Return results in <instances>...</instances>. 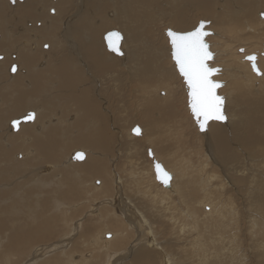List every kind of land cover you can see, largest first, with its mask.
I'll list each match as a JSON object with an SVG mask.
<instances>
[{"label":"rangeland","instance_id":"1","mask_svg":"<svg viewBox=\"0 0 264 264\" xmlns=\"http://www.w3.org/2000/svg\"><path fill=\"white\" fill-rule=\"evenodd\" d=\"M74 1H78L83 7H80V9L73 11ZM93 1L94 0H66L65 4H59L57 6V9L60 11V15L62 16V18L67 17L66 16L67 12H70L68 13L70 15L75 14V18H79L82 12L88 9L90 11L92 9L93 4L95 3ZM179 1L181 0H118L117 3L119 4V11H118L119 25L116 22H111V21H109L107 25H102V19L106 17L105 10L103 9L92 12L90 14L91 16L89 19H82L80 21L81 25H85L86 28L88 27L85 31L93 39V43L91 45L86 43L84 45L87 47V50L95 47L94 50L96 54L95 63H97L98 65L97 64L93 65L94 75L99 76L102 79H105L104 77L106 76V72L108 74H117V76L112 77V79L109 78L105 79L102 87L103 88L110 87V88L108 89L105 88L104 93L99 94L101 95L100 98L99 97L96 98L97 101L100 100L102 104L104 102L103 108L105 107L106 111L109 112V114H105L106 116L105 118L107 119V122L105 123L107 126V133L110 141L109 142L110 150L99 153L92 152V154L98 157V159H102L98 165L99 168L104 167L107 170L105 171V173L97 171L95 175H88L85 171L80 169L79 170L80 178L84 181L91 180L90 187L94 186V184H92V181L94 179H99L103 182L104 188H102V190H113V193L109 198H113L115 193H117V195L120 196L121 198L127 199V201L124 202L126 210L125 212H123V215L124 214L127 215L128 216L127 218L131 220L130 221L128 219L130 222L133 223L131 216L133 212L135 213V210L132 207V205H135L134 202L136 203L137 207H139L140 211L143 212V216L145 217H142L143 219L141 218L142 221L139 220V224L137 223V225L133 223L135 224L134 227L136 226L137 228H133L129 225L127 226L128 231H130L129 233L130 236L129 235L123 236L125 239L123 242L129 240V242L125 246L126 248H129L135 244L134 240L136 239L137 234L141 232V234L144 235V233L150 232V234L153 235L152 241L156 247L153 246L148 250L160 252L159 248H161L162 245H165V243L167 244L169 242L170 244L172 243L171 244L172 249L169 248V251L168 250L167 251L169 252V254L170 253L172 254V258L177 262V263L175 262V264H228V263L264 264V230H263L264 215L262 213L260 214V212L258 211V205H255L253 203V207L257 208L258 217H256L257 216L256 214L254 215L256 218V219L254 218L255 220H253V217L249 218V214L247 213L249 208H251L249 207L250 205V202H248L249 200L246 197H245L246 199L244 198L243 193L237 192L235 190H231L227 182L224 183V188H222L221 186V188L219 189L220 192H224L226 194V198H228V200H227V207H225V205H223V202H221L220 207H218L217 209L219 211V212L217 211V214L221 215L220 220L223 218V220H221L220 223H218L222 227L220 225L217 226L218 225L217 224L215 225L217 227L214 228L216 229L219 227L221 233V236L217 242L219 245L218 247L216 246L214 248H211V245L214 244L217 235L210 236L212 229L210 227L211 222H209L210 217L209 216L204 217L201 215V210H196L195 212L197 213V216L196 215L194 216L196 218H193V220L192 219L189 220L186 216H184L185 217L184 218L182 215H180L182 213H180V209L176 205V203L182 205L181 209H184L185 211L186 209H188L189 206H186V204L185 203L183 204L182 202L188 201L190 204V201L193 202L200 201L202 198L201 191L206 190L205 183L203 182V179L205 180L206 178L205 175L207 173L209 174V172L215 173L219 169V166L215 162L217 161L216 152L212 157V153L207 152L209 151L208 149L209 142L206 140V136L205 137L199 136V131L194 123L195 121L193 120L191 112L187 107L188 104L187 87L185 86V83L182 80L181 76L177 73L174 62L171 60L170 43H168V38H166L167 36L165 34V29H167L168 27L169 28L171 27L173 29L175 27L170 23L172 21L170 19ZM184 1H188L189 5L184 8H178L176 12L181 11L185 14L191 15V18L193 17L191 19L192 23L193 20L194 23L191 26L189 25L188 28H186L187 26L184 25V26H180L179 28L175 27L176 29L173 30L179 32L191 30L196 26L199 20H205L208 23L207 27L210 30V33L208 34L209 36H206L205 39H207L210 52L212 54L214 53L213 51L218 53V58L216 62L217 64L215 66L218 67L217 65H219L220 71H223L224 69L226 73L231 72L230 74L229 73L226 74L224 72L226 75L222 74L220 78H218V80L223 82V86H221L218 89V93L223 97L224 101L226 100V102L223 103V111L224 114L226 115V119L224 122H222L223 128H221V130L227 132V133H222L223 135L226 136H229V133L234 132V134L232 133L233 135L232 138L235 139L234 136H236L237 133L242 132L241 134L244 135L245 132L247 131L246 123H249V120H247L248 122H246V119L241 120L245 116L244 108H246L245 105L250 106L256 100V96L253 95L252 93L251 95L247 91H251L253 86L252 81L254 79H258L260 76L251 70L250 65L248 68H246L243 65L242 61L243 59L244 60L246 59L244 56L243 59H239V57H241L242 55L238 56L239 54L238 48L243 46L242 44L244 43L246 44L256 43L257 45H260L262 43L259 49L264 50L263 49L264 24L262 25L261 22H259L261 25L259 24L258 26H255L256 24L255 23L253 27H256L257 29L255 28V31L253 32H249L246 30V28H243L244 32L240 31V33L237 35L236 33L231 34L230 32L226 31L227 27L225 24L217 23L215 16L213 15L214 0H204V4H201L199 0H184ZM31 2L32 0L28 1V5L30 8H31ZM58 2L61 1L59 0ZM227 2L230 4V8H232V2L230 0H227ZM218 3L220 4L221 0H218ZM237 5L242 9L246 8L250 11L251 9H253V13H256L257 9L258 11L260 10L264 11V3L261 2L258 3L255 2V0H238ZM83 8L85 9L84 11ZM22 9L23 6L18 5V10L20 12ZM110 14L112 13H109V15ZM22 15L24 18L28 17L25 14ZM52 16H53L51 18L52 22L55 25H57V28H60V26L64 24L63 20H61V18H59L57 15H52ZM1 17L2 16H0V18ZM55 17H57V20L55 19ZM259 19L264 21V18H262L261 16ZM112 25L120 28L121 31L123 32L125 36L123 48L126 53H129L130 50H133L137 56L136 59L142 60L144 55L147 57L148 66L150 67V69L148 72L143 73L142 76H139L140 78H133L130 75V73H133L135 69H137L136 72H139L138 66L140 61L135 62V64L131 68L124 69L121 66H120L121 68H119L118 64L115 61L106 60L105 54L107 52V49L103 42L102 32L110 30L112 28ZM229 25H231V23ZM21 27L22 26H20V28ZM114 29L117 30V28L115 27ZM50 37L52 39L53 44L56 43L60 48L68 49L62 46V44H66L64 38L62 39L51 33H50ZM74 37L78 42L82 40V36L79 33L75 34ZM45 45L47 44L46 43L43 44L42 47L43 49H47ZM87 50L85 51L81 50V51L86 52ZM96 50H103V51L99 53ZM214 54L212 58L213 60L211 59L209 63L214 61L215 59ZM33 61L34 59L32 60V63ZM32 63H30L29 65H31ZM79 65H80V61L71 60L67 54H62V57L59 59L54 56L53 52H50L48 67L46 71L60 74L69 71H75V67ZM6 68H7V64H3L0 66V69H6ZM154 69L156 70V73H153ZM7 74L8 77L6 76L5 79L9 80L10 74L9 73ZM73 78L78 82L77 85L84 86L87 90H89L86 93L88 97L91 96L90 93H93L94 96L96 95V90L93 88L90 91L89 87L87 86L88 80L82 79V76L78 75L76 72L74 73ZM144 79H147L146 83L144 82ZM153 79H155L154 84L152 83ZM263 79L260 80L262 84H264ZM250 82H251L250 85L251 89L248 90L247 85ZM1 84H3V82H1L0 85ZM255 88L257 92V88H258L257 85L255 86ZM11 89L12 88H5V87L0 88V112L2 110L1 112L2 115L6 117V120L4 119L5 121H3L4 124L2 123L3 126L0 123V135L2 136H4L5 133L7 134L8 132V131L6 132V130H8L7 128H9L8 117H10L12 114H14L17 111L16 110L13 113L3 112L5 105H8L11 102V98L13 97V95H15V93L10 92ZM144 91H147L148 98L153 100L152 102H154V106L151 109L147 102L149 101V99L144 98ZM68 92L69 89L63 87L57 93H53L50 96H42L37 93H32V94L33 97L40 99L39 103L41 104V107L45 108L43 115L50 116L51 114H55L58 117H60V119H64L66 115L69 114L70 108H73L75 106L76 113L79 115L78 116L79 120H77L78 121L77 125L79 126V124L81 125L82 124L81 122L84 120V115L82 114V112H79L80 110L77 107V105L74 102H72V100L69 98L67 94ZM57 98L62 99L64 103H66L68 106L67 107L60 106L59 108L58 107L59 104L57 103ZM89 100L93 101L92 99ZM143 102H147V103L144 104ZM14 103H20L22 105L23 101L15 97L12 104ZM50 104H52L53 107L50 110L46 109ZM97 105H98L97 107L101 106L99 102ZM56 106L58 108H56ZM145 107L147 108L145 109ZM254 114L255 113H253V115ZM100 115L103 116L102 113ZM71 116L72 114L66 117L67 122L72 120ZM227 118H229V121L231 120L232 122L230 121V124L228 126H225L224 124H226L228 121ZM238 118L241 121L238 122L237 121ZM255 120H258L259 123L264 124V117H259V114L256 115ZM108 123L110 127H108ZM134 125H138L141 128V133L138 136L131 133V127ZM95 126H96V130L99 131V126L97 123H95ZM153 126L155 128H153ZM244 128H246V130ZM98 131H96V133H98ZM9 133L10 132H8V134ZM15 133L17 132H12L10 134L13 135ZM93 136L94 134H92V131L87 130V132L84 133L83 136L79 139H74L71 141L68 137H65L64 141H62L63 144L62 152L67 153L66 154L67 156L64 159L65 160L67 159L66 169L68 170V183L69 180L73 178V174L76 170L75 166H68L72 164L71 162L68 161V156H69L68 153H70L71 150L81 147L87 149V143L84 140V138H89L93 142L92 139ZM148 138H150L151 143H149ZM78 140H82L84 143L79 144ZM197 140L199 141V143L197 142ZM121 141L122 144H119V142L121 143ZM243 141L244 140L241 141L240 144L241 147H243ZM2 142L4 144V148L8 149L9 148L8 145L4 143L5 142L4 137ZM132 146L134 147L133 150H132ZM147 148L153 149V151L156 153L159 161L163 164V166L174 174V182L176 186H178V189H180L181 195L178 194L177 192L176 194L172 193L171 195L173 196H171L166 191L160 189V186L158 185L159 183L155 180L154 176H152L151 173L152 172V168L150 164L151 157H149L147 154L146 151ZM0 151L7 153V151H5V149L3 148H1ZM19 153L17 152L13 156L16 157L17 159L22 157L25 158L27 156L25 152H23V154L22 152ZM249 153L252 155L254 152L249 151ZM258 153L261 152L256 151L255 154H253V160L250 164V170H249L250 172H253L258 176L256 178L260 177L258 173L263 174V170L260 169L259 172L257 173L252 168L255 166L254 168L259 169V164L264 165L263 155L262 156L260 155V157H258L259 156ZM243 155L246 154L242 152L241 156ZM3 157L6 158L4 160L2 159V157L0 158V169H1L0 182L5 180L6 178L5 173H7V176L10 175L8 174L7 168H4L8 165L9 157L7 155ZM6 159L7 161H5ZM63 160L61 162H63ZM211 164L214 166L213 168L211 167ZM248 165H244V166L248 167ZM36 167L28 168V170L31 169L30 174L28 175L23 174L26 173L28 170H26V172L23 173L16 172L17 175H15L16 177L14 176L15 178L13 177V179L17 180L16 178H19V176H22L21 178L25 176L24 177L25 179L30 177L36 178V176L39 177V175L43 174V171L37 170ZM219 170H220V174L217 173L216 176L220 178V183L223 184L222 182H224L223 181L224 173H221L222 172L221 169ZM21 178H19L18 181ZM217 181H219V179H217L216 182ZM8 183L9 182L2 184L6 185ZM249 185H251L250 182ZM0 186L2 185L0 184ZM195 186L199 187V189H196V191L193 190ZM67 190L68 193L65 196L66 199L68 201H76V202L70 205H66V204L60 205V208L62 209L67 208L68 210L81 208L82 209L81 212H79V214H77L76 217L74 216L73 217L74 219L70 218L71 220H69L67 223L64 224V222L61 220V216L58 213H52V211H50L52 215L55 217L53 218V222L49 225L51 230V237L48 240L41 241L40 243L39 242L36 243L31 249L29 248L30 251H28L29 249H24L22 251L18 250L16 253L15 262H19L24 259L26 260L28 257L32 256L33 250H35V248H37L38 245L39 247L42 245L45 247L47 246L46 248L47 250L44 248L45 249L44 255L49 257L54 256L61 250L69 251L70 250L69 248H71L72 243L76 241L75 240L76 238L78 239L79 236L78 234L82 232L81 229H79V232L77 233V230L74 229L77 223L83 222L82 220H80V218L86 217V219H92V217H94L97 214V212L94 209L97 205H99L101 201H103L102 199H104V197L101 198L98 197V199L95 200H88V199L80 200L83 197V194L79 193L76 189L72 188L71 186L70 188H67ZM228 190H231L232 192L231 191L228 192ZM99 191L100 190L94 192L89 197V199L96 198L97 192ZM191 191H193L192 196L190 195ZM58 192L59 190L56 191L55 194H57ZM170 196L172 200L169 199ZM17 197H19L18 199L21 200V202L25 200L23 197L20 196ZM183 198L186 201H184ZM131 199L133 202H131ZM167 199L169 200L166 201ZM6 201H8V199H6ZM12 202H14V200H12ZM43 203L46 205V209L50 210L51 200L48 198H44ZM84 204L85 206H83ZM204 204H206L205 201L200 206L202 210L204 209L203 211L207 209L206 207L207 205ZM52 205H54V203ZM170 206L172 208H170ZM100 207H109V205L103 201ZM226 209L230 214V215L228 214L229 216H227V214L224 213V210ZM158 212H160V214ZM232 212L233 213L238 212V213L237 214L235 213V215H233ZM241 213H243V215L245 216L242 217ZM245 217L247 219H245ZM173 218L174 219L176 218V220L179 218V220L174 221ZM55 219L56 221L54 222ZM257 219L259 220L258 222ZM112 222L115 223L117 221L114 220L111 221V219L108 220L106 224L107 227L106 225L104 227L99 226V228L101 227L100 229L101 231L99 232L101 237L103 236L102 238L106 240L107 248L111 247V252H114V250L119 249L118 248L119 246L118 247L116 245L110 246L108 244V242L111 241V237L113 239L114 236L115 238L118 236V235L116 236L114 231L112 230L114 229L123 230L125 228L123 227V225L114 228L111 225ZM180 227L184 228V231H180L179 229ZM127 236L131 238H128ZM148 239L149 236L145 240H143V244L145 246H146L145 241H148ZM208 239L210 240L212 239V240L209 241ZM85 241L86 243H83V245L85 246L81 245L82 241H80L79 243L81 247L84 248L85 259H92L95 255L98 254L100 256L97 258L95 264H97V262L98 264H113V262L114 264L115 263L117 264L118 262H120V260L117 261L118 253L117 255L108 258V255L102 251L103 249L100 250L99 253L98 251L93 249L94 244L91 243L92 238H90V241L88 242L86 239ZM197 241L198 242L201 241L204 244L209 243L207 248L210 250V253L209 255L208 253H206L207 255L205 254L202 255L201 259L203 260H200L198 256H196L195 254L196 251L192 247L193 244ZM100 242L101 241L98 240V243ZM153 248L154 249L156 248V250H154ZM57 249L60 250L58 251ZM86 249L88 250L86 251ZM205 256H208L209 258ZM75 257L78 258V260H81V253H76ZM128 258L130 259V254L127 256V259ZM166 260H168L166 259V257H162V261H161L160 255L156 254L153 255V259L150 261L151 263L150 262L149 263L169 264ZM163 261H165L166 263H164ZM123 263L120 262L118 264H123Z\"/></svg>","mask_w":264,"mask_h":264},{"label":"bare ground","instance_id":"2","mask_svg":"<svg viewBox=\"0 0 264 264\" xmlns=\"http://www.w3.org/2000/svg\"><path fill=\"white\" fill-rule=\"evenodd\" d=\"M28 1L29 0H20V1L19 0H13V1L12 0H0V16H2L0 18V66L3 64H7L6 69H0V83L3 82V84L0 85V88H3V87L12 88L10 92L15 93V95H13V97L11 98V102L8 105H5L3 112L13 113L17 110L14 114L8 117L9 120L8 119L7 120L9 123V126H8L9 128H7L8 130H6V132L8 131L10 133L12 132H17V133L12 135L10 133L8 134L7 132V134L5 133L4 136L0 135V150L1 148H3L5 149V151H7V153L0 151V158L2 157V159L4 160L6 157L4 158L3 156L7 155L9 157L8 165L4 168H7L8 174H10L7 176V173H5L6 174L5 180L0 182V184L2 185L0 186V233H1L0 234V263H3V264H19V263L21 264H47V263L48 264H95V262L97 261V258L100 255L97 254L92 259H85L84 248L81 247V245L85 246L83 245V243H86L85 239L88 242L90 241V238H92L91 243L94 244V247H93L94 250L98 251L99 253V251L103 249L102 251L108 255V258L114 255H117L118 253L117 261L120 260L121 263L125 261L123 264H130V263L148 264L153 259V255H156V254L160 255L161 261H162V257H166V259H168L166 261L169 264H172V263L175 264L176 261L172 258V254L171 253L169 254L168 252L169 248L172 249V245H171L172 243L170 244L169 242L167 244L165 243V245H162L161 248H159L160 252L148 250L149 248H152L153 246L156 247L152 241L153 235H151L150 232L144 233V235H142L140 232L139 234H137V237L134 240L135 244L129 248H126L125 246L129 242V240H126V242H123L125 240L123 236L124 235L130 236L129 234L130 231H128L127 226L129 225L133 228H137L136 226L134 227V225L135 224L137 225V223L139 224V220H141L142 217H145L143 216V212L140 211L139 207H137L136 203L134 202L135 205H132V207L135 210V213L133 212L131 216L133 223H135L133 224L132 222H130L131 220L127 218L128 217L127 215L125 214L123 215V212H125L126 210L124 202L127 201V199L121 198L120 196L117 195V193H115L113 198H109L111 197L113 190H102L104 186L101 180L94 179L92 181V184H94V186L90 187L91 180L84 181L80 178V174H79L80 169L85 171L88 175H95L97 171L105 173V171L107 170L104 167L99 168L98 165L102 159H98V157L92 154V152L99 153V152L110 150V146H109L110 141L108 138L107 126L105 123L107 122V119L105 118L106 117L105 114H109V112L106 111L105 107L103 108L104 102L102 104V102L100 100L97 101L96 98L97 97L100 98L101 95L99 94L100 93L103 94L105 91L104 90L105 88L106 89L110 88V87H104V88L102 87L105 79H108V78L112 79V77L117 76V74H108L106 72V76L104 77L105 79H102L99 76L94 75L93 65L97 64L95 63V59H96V54L94 51L95 47L87 50V47L84 45L85 43L91 45L93 43V39L85 31L88 27L86 28L85 25H81L80 21L82 19H89L91 16L90 14L92 12L103 9L105 10L106 17L108 19L104 17L102 19V25H107L109 21L116 22L119 25V13H118L119 4L117 3L118 0H94L93 2L95 3L93 4L92 9L90 11L89 9L84 11L85 9L83 8L84 12L81 13L79 18H75V14L73 15L68 14L70 12H67V15H66L67 17L62 18V16L60 15V11L57 9V6L59 4H65L66 0H60L61 2H58L59 0H32L31 8L28 5ZM199 1L201 2V4H204V0H199ZM230 1L232 2L233 9L230 8V4L227 2V0H221L220 4L218 3V0H214V3H213V15L215 16L217 23L226 25L227 32H230L231 34L236 33L237 35L240 33V31L244 30L243 28H246V30L249 32H253L255 31V28H256V27H253L255 23H256L255 26H258L260 24L259 22H261L262 25L264 24L263 23L264 21L259 19L260 16L264 18V11H261L260 9H259L260 11H258L257 9L256 13H253V9H251L250 11L246 8L242 9L238 7L237 5L238 0H230ZM255 2L264 3V0H255ZM18 5L23 6V9L21 10V12L18 10ZM188 5H189V2L184 1V0L179 1L178 4L176 5L175 11H173L172 17L170 19L172 20L170 23L176 28H179L180 26H184V25H186L187 26L186 28H188L189 25L191 26L194 23V20L192 23L191 19L193 17L191 18V15L185 14L181 11L176 12L178 8H184V7H187ZM73 7H74L73 11L74 10L76 11L80 9V7H83V6L78 1H74ZM21 13L27 15L28 17L24 18ZM109 13H112V14L109 15ZM52 15H57L59 18H61V20H63L64 24H62L60 28H57V25H55L52 22L51 20V18L53 17ZM55 19L57 20V17H55ZM170 23H169V26H170ZM214 23H215V20H214ZM230 23L231 25H229ZM20 26L22 27L20 28ZM114 27L117 28L118 32L121 33L122 38L120 41L118 52L108 49L103 39L104 45L107 49V52L105 54L106 60L115 61L118 64L119 68L123 67L124 69H129L135 64V62L140 61L139 66H138L139 72H136L137 69H135L133 73L129 72L133 78H140L139 76H142L143 73L148 72L150 69V67L148 66L147 57L144 55L142 60L136 59L137 56L133 50H130L129 53H126L123 48L125 36L120 28L112 25L111 29H114ZM175 27L173 28L174 30L176 29ZM170 29L172 28L170 27ZM205 29L209 30L207 25L205 26ZM105 32L106 31L102 32V38ZM50 33L62 39L64 38V40L66 41V44H62V46L68 49H62L58 46V44L56 43L53 44L52 39L50 37ZM77 33L81 34L82 36V40L80 42H78L76 38L74 37L75 34ZM166 38H168V36ZM45 43L47 44L45 45L47 49L42 48L43 44ZM168 43H169V38H168ZM242 45L243 46L238 48V52H239L238 56L242 55L241 57H239V59H243V56H245L246 54H250V53L256 54V65L260 69V72H261L259 78L254 79L252 81V85H253L252 89L250 88L251 82L247 85V89L248 90L251 89V91H247V92H249L250 94L252 93L253 95L256 96V100L254 101L252 105L250 106L245 105L246 107L244 108L245 116L244 118L241 119V120L246 119V122H248L247 120H249V123H246L247 131L245 132L244 135L241 134L242 132L237 133V135L234 136L235 137L234 139L232 138L233 137L232 133L234 134V132L229 133V136L222 134V133H227L221 130V128H223L222 122H224L225 120L224 121L210 120L207 123L205 129L203 130H199L198 126L196 125V122H194L199 131V136H202V137L206 136V140L209 142L208 143L209 151L207 152H211L212 157L214 153L216 152L217 161L215 162L219 166V169H221L222 171L221 173H224V176H223L224 182H222L223 184H221L220 178L216 176L217 173L220 174L219 169L215 173L209 172V174L207 173L205 175L206 176L205 180L203 179V182L205 183V186H206V190L201 191L202 198L200 201H195V202L190 201V204L188 201L182 202L183 204L185 203L186 206H189L188 209L185 208L186 209L185 211L184 209H181L182 205H179L176 203V205L180 209V213H182L180 215H182L183 217L186 216L189 220L190 219L193 220V218H196L194 217L195 215L197 216V213L195 212L196 210H201L202 216L210 217L209 222H211L210 227L212 228L210 236L217 235L216 236L217 238L215 239L214 244L211 245V248L219 246L217 242L221 236L219 227L214 229L215 227L219 226L220 224L218 223H220V221L223 220V218L220 220L221 215L217 214V211H218L217 209L218 207H220L221 202H223V205L227 207L228 198H226V194L224 192L219 191L221 186L222 188H224V183L227 182L231 190H235L237 192L243 193L244 198L246 197L249 200L248 201L250 202L249 207H251L247 211V213L249 214V218L253 217V220H255L256 218L254 215L256 214H257L256 217H258L257 208L253 207V203L255 205H258V211L260 212V214L262 213L264 215V165L259 164V169H256L254 168L255 166L254 167L252 166L253 167L252 169L257 173L259 172L260 169L263 170V174L258 173L260 175L259 178H256L258 176L255 173L249 171L250 164L253 160V154H255L256 151L261 152V153H258L259 154L258 157H260V155L261 156L263 155V158H264V124H261L258 122V120H255L256 115L258 114H259V117H264V86H262L264 84L260 82V80L264 78V50H260L259 47L261 46L257 45L256 43L254 44L244 43ZM232 46H235V45H232ZM81 50L82 51L87 50V51L82 52ZM96 51L101 53L103 50H96ZM50 52H53L54 56L59 59L62 57V54H67L71 60L80 61V65L75 67V71H69V72L60 73V74H56L53 72H47L46 69L48 67V60H49ZM213 52L215 53V54L213 53L215 55L214 56L215 59L213 62L209 63L211 67L217 64L216 62L218 58V53H216L215 51ZM170 55H171V45H170ZM33 59L34 61L32 63ZM171 60H172V55H171ZM242 62L246 68L249 67L250 65L249 61H246L243 59ZM30 63L32 64L29 65ZM217 66L219 68V65ZM13 67H15V69L17 70L15 71L11 70ZM175 69H176V65H175ZM75 72L78 75L82 76V79L88 80L87 86L89 87L90 91L93 88L96 90L95 96L93 95V93H90L91 96L88 97L86 93L89 90H87L84 86L77 85L78 82L73 78ZM224 72L226 73L224 69L223 71H220V68H219V71L217 72V74H215L214 79L218 80V78H220L222 74H225ZM7 73L10 74L9 80L5 79L6 76L8 75ZM153 73H156L155 69L153 70ZM228 73L230 74L231 72H228ZM181 78L183 80L182 76ZM144 82L146 83L147 79H144ZM152 83L153 84L155 83V79L152 80ZM256 85L258 87L257 92L255 88ZM63 87L69 89V92L67 93L69 98L72 100V102H74L77 105V107L80 110L79 112H82V114L84 115V120L81 122L82 123L81 125L79 124V126L77 125L78 123L77 120H79L78 119L79 115L76 113L75 106L73 108H70L69 114L66 115L67 117L72 114L71 116L72 120L67 122L66 117L64 119H60V117H58L55 114H51L50 116L43 115L45 108L41 107V104L39 103L40 99L33 97V94H32V93H37L42 96H50L53 93H57ZM152 91H155V90H152ZM15 97H17V99L19 100H22L23 104L22 105L20 103L12 104ZM144 98H148L147 91H144ZM89 99H92L93 101ZM152 101L153 100L151 99L147 101L150 109L153 108L154 106V102ZM98 102L101 104L100 107H97ZM147 102H143V103L146 104ZM224 102H226V100ZM57 103L59 104L58 106L59 108L60 106H66V107L68 106L60 98H57ZM52 107L53 105L50 104L46 109L50 110ZM58 107L56 106V108ZM187 107L189 109L188 104H187ZM146 108L147 107H145V109ZM1 112H0V123L2 125L3 121L6 120V117H4ZM29 112H33L34 117L29 120H26V122H23L24 120H22V118L26 115H29ZM101 113L103 114V116L100 115ZM253 113L255 114L253 115ZM14 119L18 120L17 128H14L11 124V121ZM225 119H226V115H225ZM227 120H226L227 123L224 124L225 126H228L231 121V120L229 121V118H227ZM241 120L239 118L237 119L238 122ZM95 123L98 124L99 131L96 130ZM108 127H110L109 123H108ZM153 128L155 127L153 126ZM244 129L246 130V128ZM87 130H91L92 134H94V136L92 137L93 142L89 138H84V140L87 143V149L81 147V148L71 150L70 153H68L69 154L68 161L72 163L71 165H68V166H75L76 168L73 174V178L70 179L68 183V170L66 169L67 159L66 160L64 159L67 156L66 155L67 153L62 152V149H63L62 141H64L65 137H68L71 141L74 139H79L83 136L84 133L87 132ZM96 131H98V133H96ZM3 137L5 141L4 143L8 145L9 147L8 149L4 148V144L2 142ZM148 139H149V143H151L150 138ZM242 140H244L243 147H241L240 145ZM197 142L199 143L198 140ZM78 143L83 144L84 142L82 140H78ZM119 144H122V141L121 143L119 142ZM133 149L134 147L132 146V150ZM148 149L149 148H147V150ZM76 150H82L84 152L85 157L83 160L77 161V160L71 159V155ZM151 151H152V157L150 159V164L152 168L151 173H152V176H154L155 178V173L153 169V161L154 160L159 161V159L156 153L153 151V149H151ZM249 151H252L254 153L251 155ZM17 152L18 153L22 152V154L23 152H25L27 156L25 158L22 157V158L17 159L16 157L13 156ZM242 152H244L246 155L241 156ZM62 160L63 162H61ZM5 161H7V159ZM244 165H248V167H245ZM35 167L37 170H42L44 175L42 174V175H39V177L36 176V178L30 177L26 179L24 178L25 176L23 177L24 179L21 178L22 176H19V178H21L19 181H18L19 178H16L17 180L13 179V177L17 175L16 172L23 173V172H26L28 168H35ZM211 167L213 168L214 166L211 164ZM30 170H28L26 173H23V174H26V175L30 174ZM169 172L172 173L171 171ZM171 175H172V178L168 186H163L160 182L156 180V178L155 180L159 183L157 184L160 186V189H162L163 191H166L170 195L172 193L176 194L177 192L178 194L181 195L180 189H178V186H176L174 182V174L172 173ZM202 177H203V174H202ZM217 179H219V181L216 182ZM6 181L9 183L6 185H3L2 183H7ZM249 182L251 183V185H249ZM70 186L76 189L79 193L83 194V197L80 200L82 199L83 200L84 199L95 200V199H98V197L99 198L104 197V199L102 200L106 202L109 205V207H100L101 203L103 202L101 201L99 205L95 207L94 210L97 212V214L94 217H92V219H86V217L80 216L81 217L80 220H82L83 222L77 223L74 229L77 230V233L79 232V229H81L82 232L78 234L79 236L77 235L78 239L77 238L75 239L76 241L72 243V246L71 248H69L70 249L69 251L67 250L59 251L60 249H57L59 252L55 254L54 256H51L52 254L51 253L50 254L51 257H49V256L44 255L45 249L47 248V246L45 247L42 245L39 247L38 245V247L35 248V250H33L32 256L28 257L26 260L24 259L19 262H15L16 253L18 250L22 251L24 249H29V248L31 249L36 243L38 242L40 243L41 241L48 240L51 237V230H50L49 225L53 222V218H55L52 215V213H58L61 216V220L65 224L69 220H71L74 216L76 217L77 214H79V212H81L82 210L81 208H75L71 210H68L67 208L66 209L60 208V205H63V204L70 205L76 202V201H68L65 197L68 193L67 188H70ZM196 189H199V187L195 186L193 188L194 191H196ZM58 190L59 192L55 194L56 191ZM98 190L100 191L97 192L96 198L89 199V197ZM231 190H228V192H230ZM190 195L191 196L193 195V191H191ZM17 196L23 197L25 200L21 202V200H19L18 199L19 197ZM171 196L169 199H171ZM44 198H48L51 200L50 210L46 209V205L43 203ZM6 199H8V201H6ZM169 199H167L166 201H168ZM12 200H14V202H12ZM184 201L186 200L184 199ZM204 201L206 202V204L204 205H207L206 207L208 209V210L206 209L205 211H203L204 209L202 210V208L200 207L202 203H204ZM131 202H133L132 199H131ZM53 203L54 205H52ZM83 206H85V204ZM170 208L172 207L170 206ZM50 211H52V213ZM158 213L160 214V212ZM224 213H226L227 216L230 215L227 209L224 210ZM235 213L232 212L233 215H235ZM241 214H242V217L245 216L243 215V213ZM176 218L175 219L173 218L174 221L176 220ZM110 219L111 221L113 220L117 221L115 223L113 222L111 223V225L114 228H116L117 226H122V225L125 228L123 230L121 229L112 230L114 231L116 236L117 235L119 236V237L117 236L116 238L114 236L113 239L111 237V241L108 242L110 246H114V245H116L117 247L119 246L118 247L119 249L114 250V252H111V247L107 248L106 240L102 238L103 236L101 237L100 232H99L101 231L100 230L101 227L99 228V226L104 227L107 224V221ZM245 219L247 218L245 217ZM177 220H179V218ZM55 221L56 219L54 220V222ZM258 221L259 220L257 219V222ZM179 229L180 231H184V228L180 227ZM67 234H68V231H67ZM148 236H149V239L148 241H145L146 242V246H145L143 244V240H145ZM128 238H131V237H128ZM98 240H100L101 242L98 243ZM208 240L211 241L212 239L211 240L208 239ZM80 241H82L81 245L79 244ZM208 245L209 243L204 244L201 241L199 242L197 241L193 244L192 247L196 251L195 254L196 256H198L200 260H203L201 259L202 255L204 254L207 255L206 253H208L209 255L210 250L207 248ZM56 246H57V243H56ZM89 247H92V246H89ZM30 249L28 251H30ZM87 250L88 249H86V251ZM154 250H156V248ZM76 253H81V260H78V258L75 257ZM129 254H130V259L128 258L129 259L128 260L127 256ZM205 257L209 258L208 256H205ZM163 262L166 263L165 261Z\"/></svg>","mask_w":264,"mask_h":264},{"label":"snow or ice","instance_id":"3","mask_svg":"<svg viewBox=\"0 0 264 264\" xmlns=\"http://www.w3.org/2000/svg\"><path fill=\"white\" fill-rule=\"evenodd\" d=\"M203 25L204 22L201 21L199 27L193 31L177 33L169 29L167 33L171 38L176 64L188 83L192 113L201 123L202 128L210 118L224 119L220 110L223 98L215 94V89L219 87V84L211 79L218 69L211 68L206 63L212 54L208 51V45L203 41V36L208 35L202 32ZM246 59L252 62L253 71L260 75L255 55L247 56ZM12 70L15 71V67ZM28 118H32V114H29ZM134 131L139 133L140 130L136 128ZM77 156L80 157L82 154L78 153ZM155 167L159 176L161 165L157 163ZM164 177L166 180L167 173H164Z\"/></svg>","mask_w":264,"mask_h":264},{"label":"water","instance_id":"4","mask_svg":"<svg viewBox=\"0 0 264 264\" xmlns=\"http://www.w3.org/2000/svg\"><path fill=\"white\" fill-rule=\"evenodd\" d=\"M13 1V0H12ZM201 21H203L204 22V25H203V28H202V32H206V33H210V31L209 30H207V29H205V26L208 24L205 20H199L198 21V23L196 24V26L194 27V28H192L191 30H188V31H184V32H190V31H193L194 29H196L197 27H199V25H200V23H201ZM170 28H167L166 30H165V33H166V35L168 36V30H169ZM170 30H172V29H170ZM173 32H177V33H184V32H179V31H174V30H172ZM119 34V35H115V34ZM206 36L207 35H205V36H203V41H204V43H206L207 45H208V43H207V41H206ZM121 38H122V35H121V33L120 32H118V30H116V29H111V30H108V31H106L105 33H104V35H103V39H104V41H105V44H106V46H107V48L108 49H110V50H112V51H115V52H118V50H119V45H120V41H121ZM168 38H169V43H170V45H171V55H172V60L174 61V63H175V65H176V69H177V71H178V73L183 77V81H184V83H185V86L187 87V100H188V106H189V109H190V112H191V114H192V118H193V120L196 122V125L198 126V129L199 130H203V129H205V127H206V125H207V123L210 121V120H216V121H224L225 120V114H224V112H223V103H224V100H222V104H221V112H222V114H223V116H224V119H215V118H210V119H208L205 123H204V127L202 128L201 127V123H199L198 121H197V118L193 115V113H192V108H191V97H190V95H189V87H188V83H187V81H186V79L184 78V76L180 73V71H179V68H178V66H177V64H176V61H175V59H174V56H173V47H172V43H171V38L168 36ZM110 43H111V47H110ZM208 51L210 52V50H209V45H208ZM211 53V52H210ZM212 54V53H211ZM251 55H255V57H256V54H254V53H250V54H246L244 57H245V59H246V57L247 56H251ZM213 58V54L211 55V57L206 61V63L208 64V66L209 67H211L210 65H209V61L211 60ZM247 60V59H246ZM249 61V60H248ZM256 62V61H255ZM249 64H250V67H251V70L253 71V69H252V62L251 61H249ZM211 68H214V69H218V67H216V66H213V67H211ZM13 69V68H12ZM11 69V70H12ZM218 71H216V72H214L213 73V75L211 76V79L213 80V81H215V82H217L218 84H219V87H221L222 85H223V82L222 81H220V80H217V79H214V76H215V74L217 73ZM254 72V71H253ZM256 73V72H255ZM219 87H217L216 89H215V94L217 95V96H219V97H222L221 95H219L218 94V89H219ZM29 114H32V118L34 117V113L33 112H29ZM29 117V115H26V116H24L23 118H22V120H24V121H26V120H29V119H31V118H28ZM11 124H12V126L14 127V128H17L18 127V120L16 119H14V120H12L11 121ZM136 128H139V133H136L135 131H134V129H136ZM131 133H133V134H135V135H139L140 133H141V128L138 126V125H134L132 128H131ZM78 153H81L82 154V156H80V157H78L77 156V154ZM147 154H148V156L149 157H152V151H151V149L149 148L148 150H147ZM84 157H85V155H84V152L82 151V150H76L72 155H71V159L72 160H77V161H80V160H83L84 159ZM157 163H159L160 165H161V172H160V174H159V176H158V174H157V170H156V164ZM153 169H154V173H155V178H156V180L158 181V182H160L163 186H168L169 184H170V180H171V178H172V175H171V173L163 166V164L160 162V161H156V160H154L153 161ZM164 173H167V179L165 180V177H164Z\"/></svg>","mask_w":264,"mask_h":264},{"label":"flooded vegetation","instance_id":"5","mask_svg":"<svg viewBox=\"0 0 264 264\" xmlns=\"http://www.w3.org/2000/svg\"><path fill=\"white\" fill-rule=\"evenodd\" d=\"M11 65H12V64H11ZM11 65H10V66H11ZM9 68H10V67H9ZM16 70H17V69H16Z\"/></svg>","mask_w":264,"mask_h":264}]
</instances>
